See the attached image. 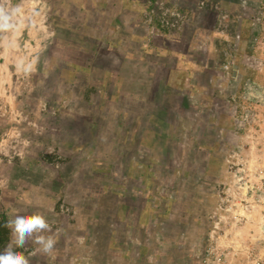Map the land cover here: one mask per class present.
<instances>
[{
    "label": "rangeland",
    "instance_id": "rangeland-1",
    "mask_svg": "<svg viewBox=\"0 0 264 264\" xmlns=\"http://www.w3.org/2000/svg\"><path fill=\"white\" fill-rule=\"evenodd\" d=\"M10 4L35 27L0 31V216L58 238L15 250L264 264V0Z\"/></svg>",
    "mask_w": 264,
    "mask_h": 264
},
{
    "label": "clouds",
    "instance_id": "clouds-1",
    "mask_svg": "<svg viewBox=\"0 0 264 264\" xmlns=\"http://www.w3.org/2000/svg\"><path fill=\"white\" fill-rule=\"evenodd\" d=\"M22 15L23 9L19 5L11 6L10 0H0V31L35 27L31 21L24 24ZM37 64L38 57L20 59L15 68L18 73L27 76L36 71ZM5 227L10 230L11 240L0 252V264H30L23 252L15 250L23 248L30 240L39 246L44 255L51 254L58 242L57 237L46 235L52 231V227L41 214L14 215L6 222Z\"/></svg>",
    "mask_w": 264,
    "mask_h": 264
},
{
    "label": "trees",
    "instance_id": "trees-1",
    "mask_svg": "<svg viewBox=\"0 0 264 264\" xmlns=\"http://www.w3.org/2000/svg\"><path fill=\"white\" fill-rule=\"evenodd\" d=\"M6 220L0 216V251L8 243L10 237V230L5 227Z\"/></svg>",
    "mask_w": 264,
    "mask_h": 264
},
{
    "label": "bare ground",
    "instance_id": "bare-ground-1",
    "mask_svg": "<svg viewBox=\"0 0 264 264\" xmlns=\"http://www.w3.org/2000/svg\"><path fill=\"white\" fill-rule=\"evenodd\" d=\"M85 7V6H84ZM107 11H105V13H106ZM83 14H85V13H83ZM104 14V13H103ZM86 15H88V14H86ZM85 19V18H84ZM83 20V19H82ZM119 51V50H118ZM88 53V52H87ZM134 53V52H133ZM102 75V74H101ZM142 75V74H141ZM138 79V78H137ZM143 79V78H142ZM141 80V79H140ZM139 81V80H138ZM143 81V80H142ZM264 225H262V229H263V231H264Z\"/></svg>",
    "mask_w": 264,
    "mask_h": 264
},
{
    "label": "water",
    "instance_id": "water-1",
    "mask_svg": "<svg viewBox=\"0 0 264 264\" xmlns=\"http://www.w3.org/2000/svg\"><path fill=\"white\" fill-rule=\"evenodd\" d=\"M264 228V227H263Z\"/></svg>",
    "mask_w": 264,
    "mask_h": 264
}]
</instances>
